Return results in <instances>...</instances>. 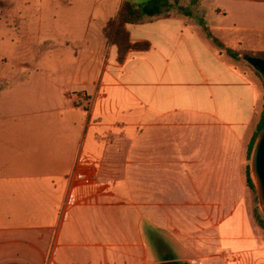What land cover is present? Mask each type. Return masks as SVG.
I'll return each mask as SVG.
<instances>
[{
	"label": "crops",
	"instance_id": "crops-1",
	"mask_svg": "<svg viewBox=\"0 0 264 264\" xmlns=\"http://www.w3.org/2000/svg\"><path fill=\"white\" fill-rule=\"evenodd\" d=\"M0 1L9 3V12L15 5L37 10V17L14 18L16 27L8 28L23 25L31 37L42 36L47 56H71L77 69L81 58H92L86 62L91 64L92 80L64 95L67 114L78 119L65 122L64 114L60 116L61 126L70 129L66 136L71 147L52 164L56 169L84 170L85 182L100 189L95 193L89 188L84 196L105 197L106 187L118 184L121 191L109 197L122 201L241 199L240 154L259 123L264 92L255 76L240 68L244 58H229L203 28L225 49L255 53L243 49L264 39V0H133L141 6L168 8L169 13L127 26L131 46L148 47L129 49L121 62L102 29L118 16L124 0ZM44 8L54 9V14L40 16ZM114 169L121 170L118 178H113ZM64 170L48 178L53 187L49 195L45 192L47 204L30 214L24 204L17 213L21 223L0 224V264H84L85 258L93 257L90 242L94 256V244L101 247L103 264H149L141 223L131 225L125 210L124 223L117 229L94 224L90 211L76 212V217H85L83 223L59 221L65 190L58 193L57 185L68 175ZM94 173L107 179L103 184L97 178L88 181ZM44 178L7 175L0 177V186H36L45 184ZM24 195L31 205L39 201L36 192ZM239 208L215 216L222 222ZM252 217L254 251L264 264V229L253 213ZM7 218L14 221L15 215Z\"/></svg>",
	"mask_w": 264,
	"mask_h": 264
},
{
	"label": "rangeland",
	"instance_id": "rangeland-1",
	"mask_svg": "<svg viewBox=\"0 0 264 264\" xmlns=\"http://www.w3.org/2000/svg\"><path fill=\"white\" fill-rule=\"evenodd\" d=\"M9 10V3L0 1V177L41 175L46 177L43 179L46 183L35 186L18 182L11 186H0L2 225L21 223L23 219L17 213L24 208V204L28 205L27 213L30 214L39 204L48 203L44 201L45 192L49 195V189L53 187L47 183H50L48 178L64 170L56 169L52 164L64 149L71 147V141L66 136L70 129L65 124L61 126L60 116L64 114L65 122L78 119L75 114H67L64 95L77 91L76 85L90 82L93 75L88 72L91 64H86L92 58H81L77 69L71 56H47L42 48V36L35 34L31 37L29 31L26 34L23 25L16 30L8 28L16 27L12 23L14 18L25 15L37 17V10H24L17 5ZM52 14L54 9L44 8L39 15L46 18ZM243 50L262 52L264 55V39L245 45ZM251 62V59L244 58L239 66L255 76L264 92V78ZM102 83L103 79L100 88ZM83 99L89 115V98L85 96ZM249 144L240 154L241 184L238 186L241 199L238 201H122L109 197L110 193L121 191L118 184L107 186L105 197L95 194L89 199L87 195L84 196L89 188L97 189L90 190L95 193L100 189L85 182L84 170L72 167L64 170L68 177L64 176L63 184L57 185L58 193L65 190L58 219L66 220V223L75 220L83 223L85 217H76V212L90 211L95 215L89 218L94 220V224L117 229L120 223H124L121 212L125 210L131 225H135L136 221L141 223L145 256L149 264H261V258L254 251L256 236L252 232L255 226L252 213L264 220V210L258 201L251 165L253 151L249 155ZM120 172L114 169L113 178H118ZM248 175L255 186L254 190L247 184ZM93 178L103 184L107 175L97 177L94 173L89 175L88 181L93 182ZM35 192L39 194V201L31 205L24 194L30 196ZM237 205L241 208L234 216L222 222V217L215 216L216 212L229 211ZM8 214L15 215L14 221L10 219L11 223L8 222ZM215 224L218 225L213 226ZM112 240L113 249H117L119 245L115 244V234ZM90 248L93 257L85 258L84 264H103L101 247L94 244L95 256L91 242Z\"/></svg>",
	"mask_w": 264,
	"mask_h": 264
},
{
	"label": "trees",
	"instance_id": "trees-1",
	"mask_svg": "<svg viewBox=\"0 0 264 264\" xmlns=\"http://www.w3.org/2000/svg\"><path fill=\"white\" fill-rule=\"evenodd\" d=\"M3 2V1H1ZM156 7V6H155ZM169 9H155L153 6H141L133 2V0H124L121 10L118 16L108 23L102 29V35L104 39L115 47L118 55V60L121 62L129 49H147V44H137L131 46L129 41V32L127 26L138 25L144 21L148 16H167ZM204 32L207 38L216 46L217 49L222 50L229 58L239 62L243 58L264 59L263 54L255 53H237L233 50L225 49L224 46L213 37L209 30L204 27ZM264 130V109L260 115L259 123L256 127L255 133L249 144V155L253 151L256 141ZM247 184L251 190H254L255 186L252 182L250 175L247 177ZM254 219L257 225L264 229V220L259 215L254 214ZM172 259H165V261H171Z\"/></svg>",
	"mask_w": 264,
	"mask_h": 264
},
{
	"label": "water",
	"instance_id": "water-1",
	"mask_svg": "<svg viewBox=\"0 0 264 264\" xmlns=\"http://www.w3.org/2000/svg\"><path fill=\"white\" fill-rule=\"evenodd\" d=\"M251 61L254 68L264 78V59H254ZM251 165L252 172L256 181L259 205L264 210V130L255 143L252 153Z\"/></svg>",
	"mask_w": 264,
	"mask_h": 264
}]
</instances>
